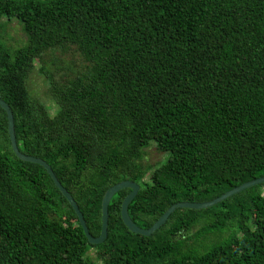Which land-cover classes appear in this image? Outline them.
<instances>
[{"label": "trees", "instance_id": "1", "mask_svg": "<svg viewBox=\"0 0 264 264\" xmlns=\"http://www.w3.org/2000/svg\"><path fill=\"white\" fill-rule=\"evenodd\" d=\"M39 60L55 117L29 90ZM0 99L92 236L124 181L140 186L129 215L148 230L176 204L264 178V0H0ZM151 145L162 165L144 163ZM130 193L91 245L47 170L15 155L0 107V264H264V184L177 209L151 237L123 223Z\"/></svg>", "mask_w": 264, "mask_h": 264}, {"label": "water", "instance_id": "2", "mask_svg": "<svg viewBox=\"0 0 264 264\" xmlns=\"http://www.w3.org/2000/svg\"><path fill=\"white\" fill-rule=\"evenodd\" d=\"M0 107L3 108L7 115H8V124H9V135L11 140V146L12 149L17 156L18 159H20L23 162H28L32 164H37L45 168L50 175L51 179L55 183V185L58 187V189L61 191L63 196L68 200V202L71 204L72 208L74 209L75 213L78 216L79 222L81 227L84 230V233L88 239V242L91 245L99 246L105 243V241L108 239V229H109V207L113 200V198L120 193L122 190L130 189L131 193L126 197V199L123 202L122 205V219L125 226L129 229L130 232L136 235H141L144 237H151L156 231H158L170 218V216L177 210V209H190V210H205L209 209L211 207H214L221 202H224L228 198H231L237 194H240L248 189H251L253 187L259 186L264 184V178H260L257 180H253L251 182L245 183L240 187H237L230 192L224 194L220 198L208 202V203H179L174 206H172L159 220L158 222L150 229L145 230L140 228L134 221L131 219L129 215V206L131 203L136 199V197L139 194L140 186L131 181H124L121 182L112 188H110L107 193L104 196L103 203H102V230L99 237H94L90 234L89 228L87 226V222L84 218V215L82 214L77 202L73 198V196L68 192V190L61 184V182L58 180L56 174L54 173L52 167L43 159L28 156L20 150L18 143H17V137H16V131H15V119L14 114L9 107V105L4 102L2 99H0Z\"/></svg>", "mask_w": 264, "mask_h": 264}, {"label": "rangeland", "instance_id": "3", "mask_svg": "<svg viewBox=\"0 0 264 264\" xmlns=\"http://www.w3.org/2000/svg\"><path fill=\"white\" fill-rule=\"evenodd\" d=\"M9 30L12 33V37L14 38V42H12L15 47H20L23 40V32L21 30V25L19 23H14L12 28ZM37 66L35 71L32 73L30 80H29V90L33 97L46 106L48 109V113L51 117H55L58 112L59 108L54 104L52 99L50 98V95L48 93V90L50 89V83L46 76H44L40 69L43 63H41V60L37 61ZM144 163H149L151 166L156 167L157 165H162L166 160V154L160 153L155 145H151L150 147L146 148L144 150ZM168 158V157H167ZM153 170L149 172L146 179L148 180L152 174ZM91 257L95 260V253H90ZM97 264H101V262L96 261Z\"/></svg>", "mask_w": 264, "mask_h": 264}]
</instances>
